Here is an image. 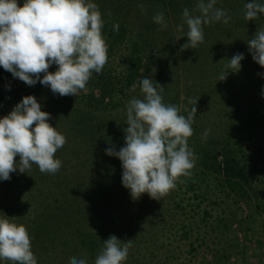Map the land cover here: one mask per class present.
<instances>
[{
  "label": "rangeland",
  "instance_id": "1",
  "mask_svg": "<svg viewBox=\"0 0 264 264\" xmlns=\"http://www.w3.org/2000/svg\"><path fill=\"white\" fill-rule=\"evenodd\" d=\"M189 3L186 6H175L169 14L163 12L168 25L166 29L161 30L162 26L153 21V17L162 11L144 4L133 7L129 17H124L115 24L119 25V30L114 33H119L121 40L115 38L108 40L107 35L111 33L104 34L108 45V62L102 74L107 80L109 93L105 94L103 100L95 99L100 96L98 87L101 85L100 80L95 78L98 75L95 72L91 78L97 88L89 81L86 89L77 97L59 96L54 94L50 87L42 84L35 89V86H28L24 82H13L12 89L18 91L15 94L11 92L13 95L9 100L5 97L0 98V119H2L10 114L23 97L34 95L41 104L42 110L50 113L49 123L67 139V143L55 154V158L62 162L56 174L41 173L38 166L33 164L26 173H20L17 169L16 172L11 173L9 180H0V217L8 218L19 225L24 222L30 223L38 215L44 218L49 212H52V215L55 213L60 215L53 216V223L48 228L45 227L46 230L51 227L57 228L59 235H54L56 243L53 245L44 243L38 248L41 244L39 241V246L32 248L39 264H69L73 257L85 258L87 264L95 262L96 258L91 257L76 240L73 243H64L70 229L67 225H60L63 221L58 207L64 209L67 203L75 200L74 196L77 195L75 191L79 189L83 176L93 178L92 181L99 178L95 172L85 169L86 165L82 167L79 161L84 160V154H88L89 148L94 147L96 140L109 139L111 130L119 133L128 127L126 124L128 101L133 97L143 98L140 82L133 91L134 80L129 84L122 81L128 58L127 49L136 39L138 29L145 30L146 27H151L158 49V59L144 78H150L153 84H160L163 87L161 92L163 102L167 104L169 99L174 98L173 105L180 108V114L187 116L184 108L191 110L197 107L192 124L193 135L188 140L192 146L196 142L202 143V135L207 129H210L207 139L220 141L226 137L227 127L231 122L236 121L242 110L240 108L242 97L237 93L239 85H244L257 97H261L264 93V67L254 61L248 45V41L255 33L260 28H264L261 21L264 20L263 17H258V21H245V10L242 12L243 9L235 7L237 10L228 14L230 11L224 6V0H217L216 7L227 12L230 17L229 23L218 21L203 25L204 42L196 49H183L182 46L188 42L187 25L184 24L183 32L179 31V26L183 23V10L187 8L192 15H200L196 8L199 0H191ZM234 3L235 1L232 0L231 4ZM235 15L237 21L242 20V23L232 25L233 33H228V28L236 21L233 19ZM143 18L148 20L142 24ZM237 53L244 55L240 71L229 72L226 79L220 81L219 77L225 72V65L230 63L229 60ZM56 70L55 64L49 69L51 72ZM117 73L121 77H117ZM89 119L95 120L91 126L87 125ZM91 137L92 139L88 140ZM121 143L124 147L125 139ZM120 148L122 147L118 146L115 150L119 151ZM16 160L19 161L18 156ZM115 160L120 161L118 157ZM118 167L122 168L121 161ZM212 183L206 185L205 179L202 184L209 195L201 204V209H207L210 217L205 220L204 227L200 225L197 229L189 230L186 239L179 237L180 230L177 232L174 230L170 234L166 232L162 225L170 221V218L166 216L167 211L163 214V210L167 208H160L161 204L156 203L158 200L154 202V199L146 193L139 201L134 200L130 190L123 184L109 191L101 185L97 192L98 187H94L96 200L86 198L89 201L85 204L87 208L90 202H99V198H103L102 204L95 203L102 210L109 200H113L112 207L106 209V212L112 213L110 218L118 221L116 224L107 221L115 227L130 214H135L133 219L145 223L148 240L141 241L146 235L144 237L137 235L133 238L127 260L123 264L128 263V260L130 264H264V214L258 212L252 202L246 205L243 199L228 198L227 194H219L220 191L223 192L221 189L216 190L217 203H213L215 197L210 195L213 193ZM257 184L264 191V182L261 178ZM177 193H180V190ZM177 197L176 194L175 199ZM170 199L172 197L164 201ZM132 203L139 204L138 207H142L140 204H146L142 209L132 210ZM129 205L130 210L123 209ZM99 208L96 214L101 212ZM200 217L201 212L200 216L199 214L195 216V219L198 220ZM97 218L100 221L98 228L111 229L102 222L101 217L97 216ZM85 226L88 227V224ZM46 230L43 232L44 237L48 233ZM126 242L127 239L122 238L121 245ZM190 243L194 251L190 250ZM0 264H10V262L0 261Z\"/></svg>",
  "mask_w": 264,
  "mask_h": 264
},
{
  "label": "clouds",
  "instance_id": "2",
  "mask_svg": "<svg viewBox=\"0 0 264 264\" xmlns=\"http://www.w3.org/2000/svg\"><path fill=\"white\" fill-rule=\"evenodd\" d=\"M217 0H199L200 15L183 10V23L188 42L182 48L196 49L204 42L203 25L230 17L216 7ZM264 14V4L257 0L246 3L244 18L256 20ZM153 21L168 27L163 12ZM104 21L97 4L90 0H0V67L28 86L39 82L59 96H78L86 89L93 72L101 74L108 62V45L103 38ZM119 30V25L114 26ZM255 62L264 67V28L248 41ZM244 55L235 54L219 77L239 72ZM55 64L57 70L49 71ZM42 76V78H41ZM143 98L133 97L126 105L125 146L116 151L105 150L122 162V184L134 200L148 194L160 201L173 190L181 177H191L196 156L188 140L193 135L197 107L180 108L165 104L163 87L150 78L140 81ZM136 84L132 85L135 91ZM189 103H192L189 101ZM50 113L43 111L34 95L23 97L10 114L0 119V180H9L19 169L26 173L32 165L41 173L56 174L62 162L56 152L66 143V136L49 123ZM210 129L205 130L206 140ZM19 157V161L16 157ZM131 240L121 245L115 235L104 240L94 264H123L127 260ZM0 261L10 264H37L31 237L26 226L0 217ZM69 264H87L85 258L73 257Z\"/></svg>",
  "mask_w": 264,
  "mask_h": 264
},
{
  "label": "trees",
  "instance_id": "3",
  "mask_svg": "<svg viewBox=\"0 0 264 264\" xmlns=\"http://www.w3.org/2000/svg\"><path fill=\"white\" fill-rule=\"evenodd\" d=\"M189 1L191 0H90V2L97 4L102 14L104 21L102 29L103 38L105 39V33H111L107 35L108 40L110 38L121 40L119 37L120 34L114 33L116 32L114 30V25L119 23L120 19L129 17L133 7L142 6L144 4L145 6L151 5L169 14L171 9L173 10L175 6H186L190 4ZM231 1L232 0H224V6H227L229 8L228 11H230L228 14L235 12L237 10L235 7L243 9V12L245 10V4L248 2V0H234L235 3L231 4ZM23 2L24 0H19L21 6ZM249 2H251V0H249ZM257 2L264 4V0H257ZM237 15L233 18L236 21L230 25L228 33H233L234 29L231 27L232 25L242 23V20L237 21ZM259 17H263L264 19V14H260ZM258 19L259 18L253 21H258ZM146 20L148 19L143 18L141 23L143 24ZM261 21L264 26V20ZM151 30V27H146L145 30L138 29L136 31V39H134L132 46L127 49L128 58L122 81L128 84L133 80L135 84L140 82L141 78L143 79L146 77L147 73L151 71V66L155 63V60L158 59L156 40L154 32ZM116 76L121 77L119 73H117ZM95 78L100 80L99 82L101 83L98 87L100 96L95 99L103 100L105 94L109 93L106 84L107 80L103 78L102 73L96 75ZM89 81L91 83L95 82L93 79ZM13 82L23 81L14 78L12 73L0 67V98L5 97L9 100L11 99L10 97L18 91V89H12L11 84ZM34 86L36 89L37 86H40V83L37 82ZM96 86V83H94L93 87ZM238 89L239 91L237 93L242 97L240 101V108L242 110L236 121L231 122L227 127L226 137L220 141L215 139H203L201 141L202 143L199 144L196 142L193 143V146L188 143L196 156L195 166L191 170V177H181L180 179L182 182H177L176 189L177 191L180 190V193H177L174 188L167 196L156 202L161 204L160 208H167L163 210V214L167 211L168 213L166 216H169L170 221L164 222L162 226H164V229L166 232H169V234L174 230H176V232L180 230L179 237L186 239L190 232L189 230L197 229L200 225L202 227L206 225L205 220L209 219L210 212L207 211V209H201V204L209 195L207 193L208 191L202 187L203 180L205 179L207 180L206 185L213 182L211 188L213 193H210V195L215 197L213 203H217L218 193L216 190L220 191L221 189L223 192L220 191L219 194H227L228 198L243 199L246 205L252 202L255 209L264 214V191H262L257 184L259 178L264 182V93L261 94V97H257L250 92L251 90L245 88L244 85H239ZM11 92H13V94ZM91 95H93V93H91ZM169 100L167 104L173 105L174 98ZM109 106H111V103ZM94 121L93 119H89L87 125H93ZM126 128L127 127L124 129ZM119 133H116L115 130H111L109 139L96 140L94 147L91 146L88 154H84V160L79 161L82 167L86 165L85 169L95 172L98 175L97 177L101 179L98 178L92 181L93 178L83 176L79 189L75 191L77 192V195L74 196L75 200L67 203L64 209L60 206L58 207L62 215L61 220L63 221L60 225H67L70 229V232L67 234L68 238L64 239V243H73L77 241L79 245L83 246L86 251L90 253L91 257L94 258L97 257L103 248L104 240H107L111 235H115L121 241L122 238L133 240L137 235L142 237L146 234L148 235L145 223H140L137 219H133L135 214L127 215L126 219L121 220L116 227L110 224L109 222L114 224L118 222L110 218L112 213L106 212V209L112 207L113 200H109L102 210L99 208V205L97 207L96 204H102L103 198H99V202H95L96 204L90 202V205L86 208L85 203L89 201L86 198L96 200V187H98V192L101 185L105 187L106 191L119 188V186L122 185L123 168L118 167L120 161L115 160L117 157L109 156L105 152L109 147H123L121 142L125 139V135L123 134L125 131L122 130ZM91 139L92 137L88 140ZM106 161L109 162L106 163ZM176 194L178 197L175 199ZM169 197H172V199L164 201V199ZM145 204L146 203L140 204L142 207H138L139 204L132 203V210L136 208L142 209ZM98 208L101 212L98 211L99 214H96ZM123 209L130 210L131 206L123 207ZM199 211L201 212V217L196 220L195 216L198 214L200 216ZM56 215H59V213L52 215V212H49V215L44 218L38 215L30 223L24 222L22 224L26 225L28 229L32 248L39 246V241H41V244L38 248H41L44 243H49L51 245L56 243L54 235H59L57 233V228L53 229V227H51L49 230L45 229V227L48 228L49 225L53 223V216ZM97 216L101 217L102 222L107 224L111 229L102 230L98 228L100 221ZM86 224H88V227L85 226ZM45 230L48 233L44 237L43 232ZM146 236L145 239H141L142 242L148 240V236ZM189 245L190 250L194 251L195 249L192 244L190 243ZM37 264H39V262H37ZM126 264H130V261L128 260Z\"/></svg>",
  "mask_w": 264,
  "mask_h": 264
}]
</instances>
